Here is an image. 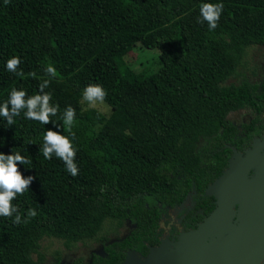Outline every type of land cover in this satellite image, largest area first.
Instances as JSON below:
<instances>
[{
    "label": "trees",
    "instance_id": "1",
    "mask_svg": "<svg viewBox=\"0 0 264 264\" xmlns=\"http://www.w3.org/2000/svg\"><path fill=\"white\" fill-rule=\"evenodd\" d=\"M204 3L224 5L211 31L200 22ZM136 43L159 49L156 72L125 60ZM252 45L264 46V0H0V104L13 88L32 96L49 80L44 91L58 105L46 125L26 119V110L12 125L0 117V153L20 151L31 163L18 171L33 177L12 201L22 222L0 216V264H36L44 237L67 244L98 238L107 220L131 218L136 228L107 241L105 255H93L91 264H123L126 250L143 247L158 203H177L190 189L204 193L227 166L225 144L243 149L263 132L264 75L259 83H227ZM14 56L23 75L6 68ZM91 84L107 91L108 116L83 108ZM69 106L75 177L61 159L42 153L45 132L69 135ZM242 108L257 116L239 130L227 116Z\"/></svg>",
    "mask_w": 264,
    "mask_h": 264
},
{
    "label": "water",
    "instance_id": "2",
    "mask_svg": "<svg viewBox=\"0 0 264 264\" xmlns=\"http://www.w3.org/2000/svg\"><path fill=\"white\" fill-rule=\"evenodd\" d=\"M205 192L216 206L196 228L151 247L142 260L129 251L124 264H264V136L244 152L233 149Z\"/></svg>",
    "mask_w": 264,
    "mask_h": 264
},
{
    "label": "clouds",
    "instance_id": "3",
    "mask_svg": "<svg viewBox=\"0 0 264 264\" xmlns=\"http://www.w3.org/2000/svg\"><path fill=\"white\" fill-rule=\"evenodd\" d=\"M8 3V0H5ZM224 5L222 3H204L201 5L200 14L202 16L201 23L207 22L209 30H214L218 26V21L222 15ZM21 60L18 56L10 58L6 63L8 71L23 75L22 71H18ZM46 73L51 77H55L56 69L53 66H48L45 69ZM35 75V74H33ZM50 81L44 80L40 84L39 93L28 96L23 89L15 88L9 94L8 99L0 104V117H3L9 125L15 123V117L20 116L24 111L26 119L38 121L43 125L50 122L52 116H56L58 105L51 103V93L45 92L44 89L49 86ZM107 97V91L99 84H91L86 86L83 92V99L90 104L96 102H104ZM75 121V109L71 106L67 107L63 114V125L65 131L69 135H63L59 132L48 130L43 136L42 153L45 159H51L53 156L61 159L67 171L76 176L79 173L78 165L75 163V156L78 149L74 146L73 139L75 133L72 132V127ZM31 160L20 151H15L10 155L0 153V216L13 217V223L20 224L22 222L21 215L17 206L12 201L17 195H22L29 190L33 177L24 178L22 173L18 171V164H30ZM29 218L37 215L34 209H30L27 213ZM27 223V220L23 221Z\"/></svg>",
    "mask_w": 264,
    "mask_h": 264
},
{
    "label": "rangeland",
    "instance_id": "4",
    "mask_svg": "<svg viewBox=\"0 0 264 264\" xmlns=\"http://www.w3.org/2000/svg\"><path fill=\"white\" fill-rule=\"evenodd\" d=\"M160 51L158 48H145L136 43L125 60L136 71L145 73L156 72L160 67L159 60ZM264 75V46L252 45L247 48L243 59V64L239 67V74L230 78L227 83H238L241 80H248L252 83H258ZM83 108H96L98 111L108 116L111 107L106 102H96L90 104L82 97ZM254 116L249 109L232 111L228 114V118L237 126ZM116 223L112 220L105 221L98 238L107 235L109 239L120 237L128 231V226L120 229V233L116 234ZM101 250L100 243L97 238L78 241L76 243L67 244L64 240L55 237H44L41 240L40 252L42 257H34L36 264H57L59 260L71 263L77 258L82 259V264H88L92 252Z\"/></svg>",
    "mask_w": 264,
    "mask_h": 264
},
{
    "label": "flooded vegetation",
    "instance_id": "5",
    "mask_svg": "<svg viewBox=\"0 0 264 264\" xmlns=\"http://www.w3.org/2000/svg\"><path fill=\"white\" fill-rule=\"evenodd\" d=\"M242 109H249L250 111H252L250 108H242ZM242 109H238V110H242ZM252 112H253L254 116L239 126L235 125L230 119L229 120L239 130H242V126L244 124L252 122L254 120V118L257 116L256 112H254V111H252ZM260 117L262 119H264V113H262L260 115ZM263 136H264V129H263V132L261 133V135L254 136L252 138V140L254 138H263ZM252 140H251L250 144L246 148H243V149H236L233 145H229V144H225V146H227L231 149V154H230V156H231L233 153V149L240 151V152H244V150H246L247 148H249L251 146ZM230 156L228 157V159L230 158ZM228 159H227V165H228ZM224 169H222V170H224ZM212 182H210V183H212ZM209 184H207V186ZM205 188H204V193H201V194H199L195 189L188 190L185 193V195L183 196V198L177 203H174V202L171 203L172 199H170V202L164 203L163 205L158 203L157 205H158L159 211H158L157 216H156V223H155V226L153 228V232L149 233V236H150L149 241L143 240V243H144L143 247L140 246L139 248H132V249L126 250V253H125V256L123 259V264H124V260L127 256V253L129 251H134L136 253L137 257L141 258V260H142L148 254L151 247L159 246L161 244V242L165 239L175 241L180 233L196 228L198 223L201 222L216 206L214 196L207 194L205 192ZM146 206H148L147 203H146ZM115 223H116V226H115L116 227V231H115L116 234H119L120 233L119 230L122 229L125 225L129 227L127 233L122 235V236L120 235V237H115L112 239H109L107 235L105 236L106 239L102 238V237L97 238L98 242L100 243L101 250L99 252H92L91 253L88 264H91V259H92L93 255H99V256L105 255L104 246H105V244H107V241L118 240L119 238L126 236L134 228H136V222H134V220L131 218H126L119 225L117 224L116 221H115ZM78 259L79 258L72 261L71 263H66L62 260H59L57 264H76L78 262ZM82 263L83 262L81 261L80 264H82Z\"/></svg>",
    "mask_w": 264,
    "mask_h": 264
}]
</instances>
